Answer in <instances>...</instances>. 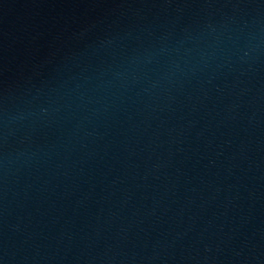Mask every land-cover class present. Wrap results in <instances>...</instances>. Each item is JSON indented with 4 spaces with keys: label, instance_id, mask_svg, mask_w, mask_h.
Instances as JSON below:
<instances>
[{
    "label": "water",
    "instance_id": "95a60500",
    "mask_svg": "<svg viewBox=\"0 0 264 264\" xmlns=\"http://www.w3.org/2000/svg\"><path fill=\"white\" fill-rule=\"evenodd\" d=\"M0 264H264V0H0Z\"/></svg>",
    "mask_w": 264,
    "mask_h": 264
}]
</instances>
